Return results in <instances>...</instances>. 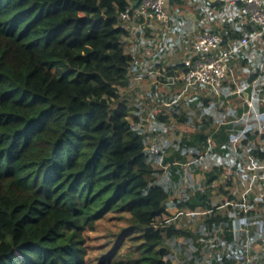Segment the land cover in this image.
<instances>
[{"label":"trees","instance_id":"1","mask_svg":"<svg viewBox=\"0 0 264 264\" xmlns=\"http://www.w3.org/2000/svg\"><path fill=\"white\" fill-rule=\"evenodd\" d=\"M137 1L0 0V264H175L170 248L178 238L190 256L181 264H237L245 255L243 214L236 221L217 212L233 194L219 185L227 202L212 207L211 197L221 175L232 185L224 169L234 163L227 161L238 165L248 143V156L264 164L256 121L247 131L196 130L169 155L150 153L120 94L131 71L120 16ZM227 97L228 90L220 96ZM177 122L190 125L192 118ZM158 155L161 169L150 159ZM189 155L221 160L192 188L184 185ZM169 208L206 213L201 232L218 235L225 251L197 260L200 245L188 248L191 235L169 221ZM105 220L124 226L90 261L87 233ZM124 241L131 250L124 252Z\"/></svg>","mask_w":264,"mask_h":264},{"label":"rangeland","instance_id":"2","mask_svg":"<svg viewBox=\"0 0 264 264\" xmlns=\"http://www.w3.org/2000/svg\"><path fill=\"white\" fill-rule=\"evenodd\" d=\"M171 4L173 9H178L176 3L172 2ZM183 8L186 12L192 10L189 6H184ZM130 22L125 23L126 28L129 30V36L123 40V47L126 54L131 57L132 68L134 66L138 68L133 76H139V78L135 79L129 86L120 88V94L127 100V106L130 108L129 121L146 136L148 149L155 148L158 152L163 151L165 153L164 156H167L176 149L181 140H189V135L195 133L196 130L203 129L204 133H210L214 128L213 126L224 119L223 112L225 111L221 112L219 109L222 108L220 104L216 105L219 103L217 102L219 97L206 90H202L203 92L195 90V88H204L203 86H195L184 90L181 82L174 81V84L170 85L171 78L175 74L177 76L178 73L176 72L180 70L179 67L175 66V62L178 58L177 52L179 48L184 42H187V40H184L186 25L184 26L177 20H171L166 25L159 24L155 21ZM218 25H221L220 31L225 29V25L220 24V22ZM164 60H167L168 66L159 65V62H164ZM262 88L264 89L263 86ZM199 96L203 100L198 99ZM209 106H214L212 113L205 114L203 107ZM183 115L192 118L190 125L177 122L178 118ZM251 123V119H248L247 122L244 119L237 120L232 122V127L234 124L237 127H233L235 129L245 128V126L248 127ZM255 125L256 122L255 124L253 123V126ZM261 136L264 137V132L258 133L254 141L255 144L260 145L264 149V139H261ZM240 138L236 137L235 141L239 142ZM248 146L239 151L242 155L238 165L236 163L231 165L230 171L227 170V167L224 169L228 172V175L230 174L232 185L230 187L225 186L226 177L221 175L220 182L214 185L215 187L213 188L211 197L212 207L227 202V194L220 193L217 189L219 185L223 186L224 192L233 194L235 199L231 202L230 209L227 208L228 206L221 209L219 207L217 212L218 214L234 217L236 221L240 218V213H242L240 204L243 200H247V192L249 189L254 187V190L258 193L260 192V195L263 193V181L258 178L264 176V171H260L258 164H252L253 159L251 156H248ZM162 157L163 155L161 157L158 155L150 158L155 169L163 168L160 164ZM214 163H216L214 158L206 160L199 158L194 160L189 155L186 164L183 165L186 178L184 185L192 188V186H197L200 182H203L205 180V174L212 170ZM245 176L247 177L246 179L244 178ZM247 189L248 191L246 192ZM188 192H190V189H188ZM259 204L261 206L263 205L261 212L263 214L264 199L258 201L253 207L255 208ZM168 211L171 215L169 221H172L176 228L187 230L190 233L191 238L190 242H188V248L195 246L197 242L200 245L199 254H196L197 256L195 255L197 260L201 256L204 259L203 261H208L225 251L226 242L219 240L218 235L215 234L211 237L207 235V232H201V225L205 220L206 213L197 211L192 214L186 210L180 213L170 208ZM123 226L124 222L121 220L113 222L105 220L96 226L95 231L88 232V238L86 239L88 254L86 258L90 261H95L101 253L109 250L115 240L112 236H117ZM244 228V225H240L238 230L240 229L242 234H244L242 230ZM233 234L239 239L237 231L233 230ZM250 234L251 232L248 230V235ZM176 243L177 247H171L170 253L175 258L174 263L181 264L180 262L190 256L183 253L185 247L183 238H178ZM131 246L132 244L128 241H124L122 246L124 252L131 250ZM258 260H255L254 264H260ZM197 262V264H204L201 261Z\"/></svg>","mask_w":264,"mask_h":264},{"label":"crops","instance_id":"3","mask_svg":"<svg viewBox=\"0 0 264 264\" xmlns=\"http://www.w3.org/2000/svg\"><path fill=\"white\" fill-rule=\"evenodd\" d=\"M228 1L229 0H172L169 5L168 14L170 18L169 21L177 20L184 26H187L184 32V40H187V42H184L177 52L178 58L175 62V66L177 67L181 66L184 60L191 57V42L195 34L199 31H210L216 33L222 39H224L226 36L228 39L223 43V46L229 43H237L243 38H246L249 41L247 46L237 51L230 59V75L224 81L217 94L209 91L206 88H195V90L199 92L206 90L209 93L219 97V100H217L219 103H215H217L216 105L220 104L222 107L219 108L221 112L225 111L223 112L224 119L214 125L213 130L218 129L221 125H225L226 127L237 131L238 129L233 128L236 127L234 124L232 127V122L242 119L247 122V120L251 119L252 117V113L248 116V109L244 102L247 96L252 93L254 88H257L261 91L263 89L262 86L264 87V68L260 67L261 65H264V32H260V30L247 23L241 16H230L232 6L228 4ZM172 2L177 4V10L172 8ZM184 6L191 7L192 12H186L183 8ZM134 22L140 21H132L130 23ZM219 22L220 24L225 25V29L220 31L221 25H218ZM237 35L238 38H235ZM159 65L168 66L169 64L167 60H164V62L160 61ZM253 65L256 66L255 71L251 73H246L244 71L245 68H251ZM137 70V66H134L133 68L131 66V71L127 80L128 86L133 81H135V79L139 78V76H133L135 74L134 72ZM149 72L151 73V71ZM247 74H249V76H247ZM251 79L252 81L250 82ZM242 83H247L249 87L242 91ZM227 90L232 98L227 97L226 100H222L220 96ZM198 99L201 100L202 98L199 96ZM259 109H263L264 112V108L261 106V104H259ZM255 121V127L259 130V133L264 132V121ZM235 140H233L232 144L235 143ZM236 143L234 145L235 147L237 145ZM252 164L256 163L252 162ZM259 166L260 164L258 165V168ZM247 194V200H243V202L240 204L243 217L248 218V223L244 225L245 228L242 229L244 231L242 236V241H244L243 245L245 248L244 256L249 260L250 264H254L255 260H258V258L260 264H264V213H261L263 210V205L261 206L259 204L257 207H253L258 201L264 199H262L264 195L263 193L260 195V192L258 193L256 190H254V187H251ZM230 204L231 203H228L226 205L230 206ZM224 207H220V209ZM248 213L251 215V217L247 216ZM248 230L251 232L250 235H248Z\"/></svg>","mask_w":264,"mask_h":264},{"label":"built area","instance_id":"4","mask_svg":"<svg viewBox=\"0 0 264 264\" xmlns=\"http://www.w3.org/2000/svg\"><path fill=\"white\" fill-rule=\"evenodd\" d=\"M170 2L171 0H139L131 8L130 13L121 14L120 18L123 22L155 21L166 25L169 22L167 9ZM228 4L243 7L244 12L241 17L247 23L260 30V32H264V0H229ZM140 8H143V12L137 11ZM248 42L246 38H243L237 43H229L223 46V40L218 34L210 31H199L191 42V57L182 62L181 70L176 72L178 73L177 76L175 74L171 78L170 85H173L174 81H178L182 83L184 90L195 86H203L217 94L224 81L230 75L229 61L237 52L234 49L239 51L247 46ZM254 92L260 95L258 98L264 108V93H261L257 88L252 90V93ZM252 93L244 101L248 109V116L251 114L250 100ZM150 153L155 155L158 151L155 148H151ZM259 169L264 171V164ZM258 179L263 181L264 195V176ZM237 264H250V262L245 256H240Z\"/></svg>","mask_w":264,"mask_h":264},{"label":"clouds","instance_id":"5","mask_svg":"<svg viewBox=\"0 0 264 264\" xmlns=\"http://www.w3.org/2000/svg\"><path fill=\"white\" fill-rule=\"evenodd\" d=\"M127 11V9H126ZM137 11L139 12H143V8H140V9H137ZM244 12V9L243 7H237L236 5H233L232 8H231V12H230V16L232 17H235V16H241L242 13ZM234 51H238V49H234ZM260 67L264 68V65H261ZM256 70V66L253 65L251 68H245L244 71L246 73H251L253 71ZM249 85L247 83H242L241 85V90L243 91L244 89L248 88ZM250 104H251V113H252V119L253 120H258V121H264V112H261L259 110V104H260V101H259V98L257 96V94L254 92L252 93L251 95V100H250ZM213 107L214 106H209V107H203V112L205 114H211L212 113V110H213ZM251 127V125L249 126ZM248 129L246 128L245 131H247ZM241 136H243V133L241 132L240 133ZM251 150V149H249ZM216 162L217 164L221 163V160L220 158H216ZM227 163L229 165L235 163V160L234 159H229L227 161ZM245 179L247 178L246 176L244 177ZM238 223L241 224V225H246L248 223V218L247 217H241L239 220H238Z\"/></svg>","mask_w":264,"mask_h":264},{"label":"water","instance_id":"6","mask_svg":"<svg viewBox=\"0 0 264 264\" xmlns=\"http://www.w3.org/2000/svg\"><path fill=\"white\" fill-rule=\"evenodd\" d=\"M136 4H137V2L132 3L131 8H133Z\"/></svg>","mask_w":264,"mask_h":264},{"label":"bare ground","instance_id":"7","mask_svg":"<svg viewBox=\"0 0 264 264\" xmlns=\"http://www.w3.org/2000/svg\"><path fill=\"white\" fill-rule=\"evenodd\" d=\"M214 248V247H213Z\"/></svg>","mask_w":264,"mask_h":264}]
</instances>
